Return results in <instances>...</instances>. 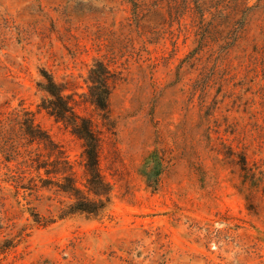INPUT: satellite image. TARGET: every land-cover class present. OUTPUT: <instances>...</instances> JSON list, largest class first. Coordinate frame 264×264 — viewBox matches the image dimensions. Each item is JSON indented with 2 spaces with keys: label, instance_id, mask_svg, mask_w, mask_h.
Here are the masks:
<instances>
[{
  "label": "rangeland",
  "instance_id": "374dc122",
  "mask_svg": "<svg viewBox=\"0 0 264 264\" xmlns=\"http://www.w3.org/2000/svg\"><path fill=\"white\" fill-rule=\"evenodd\" d=\"M237 18L221 25L244 36L225 56L221 41L194 52V0H0V120L31 111L78 160L81 142L40 108L50 73L102 131L113 186L101 216L42 225L33 213L56 219L69 199L19 188L21 165L0 156V246L29 234L0 264H264V8ZM96 61L115 81L109 128L88 102ZM3 136L24 154L18 128Z\"/></svg>",
  "mask_w": 264,
  "mask_h": 264
},
{
  "label": "trees",
  "instance_id": "16d2710c",
  "mask_svg": "<svg viewBox=\"0 0 264 264\" xmlns=\"http://www.w3.org/2000/svg\"><path fill=\"white\" fill-rule=\"evenodd\" d=\"M194 0L196 13L198 15V51L207 43L214 41L222 42L225 56L230 55L239 48L243 39L241 26L232 37L228 31L221 29L226 24L229 15H237L244 21L247 15L256 8H264L262 2L257 0ZM133 13L139 20L142 9L140 5L133 2ZM237 18V19H239ZM240 20V21H241ZM44 81L39 87L47 94L41 102L40 108L51 116L57 123L62 124L75 138L81 142L82 151L78 160H73L65 146L52 138V136L36 123L35 116L31 111L24 110L22 115L14 113L0 120V156L6 162L16 161L21 165V173L18 176L19 188L31 193L41 189H54L64 194L69 201L63 204L56 219L42 221L37 213L32 216L36 223L48 225L75 215H85L91 218L101 216L112 200L113 186L103 174L100 162L102 146V131L97 127L96 121L81 114L78 111L80 104L72 95H66L68 87L57 82L54 77L43 71ZM90 85L88 102L97 112L102 115L104 126L108 127L110 122V97L115 84L114 76L107 64L96 61L90 70ZM18 119V120H17ZM18 131L24 138V154L13 139H5L3 134ZM109 128V127H108ZM23 144V143H22ZM36 146L35 149L28 146ZM18 158H23L18 162ZM247 155L245 152L239 154L237 164L244 172V178H248ZM11 171V168L8 167ZM26 173L32 175L28 183L23 180ZM161 169L156 175V185L159 181ZM13 177H15L13 175ZM152 183H149V186ZM26 236L20 232L14 237L6 238L0 246L1 253L16 250L25 240Z\"/></svg>",
  "mask_w": 264,
  "mask_h": 264
}]
</instances>
